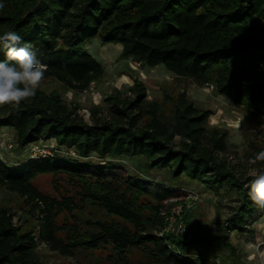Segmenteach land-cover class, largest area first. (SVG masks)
<instances>
[{
    "label": "trees",
    "instance_id": "1",
    "mask_svg": "<svg viewBox=\"0 0 264 264\" xmlns=\"http://www.w3.org/2000/svg\"><path fill=\"white\" fill-rule=\"evenodd\" d=\"M0 5V34L21 35L37 50L43 79L68 91H87L106 76L87 51L99 38L121 46L122 59L212 84L220 96L264 118V36L257 31L264 23V0H0ZM127 91L128 97L117 89L108 95L105 116L99 108L91 110V123L59 91L39 89L19 106L0 104V130L15 132L19 153L32 154L48 139L57 146L50 156L16 165L0 156V187L23 202L20 225L10 208L0 207V264H42V245L69 258L109 249L113 264H132L134 253L149 264L241 263L230 236L249 232L260 209L248 196L252 177L238 174L225 156L228 132L209 128L212 112L197 108L186 93L172 98L167 115L166 103L147 100L142 82ZM63 149L75 151L78 159L60 156ZM128 160H136L134 172ZM157 172L160 181L153 180ZM43 176L52 178L57 198L36 187ZM193 183L237 195L240 205L221 234L203 236L189 219L186 235L166 234L168 201Z\"/></svg>",
    "mask_w": 264,
    "mask_h": 264
},
{
    "label": "rangeland",
    "instance_id": "2",
    "mask_svg": "<svg viewBox=\"0 0 264 264\" xmlns=\"http://www.w3.org/2000/svg\"><path fill=\"white\" fill-rule=\"evenodd\" d=\"M257 31L264 36V23L259 22ZM87 51L99 61L105 68L106 76L98 83L92 84L89 90L68 91L64 86L54 80L42 79L39 89L50 93L59 91L63 100L72 105H78L80 114L85 121L91 123V110L99 108L102 115L108 111L106 98L113 94L115 89L122 92L123 97H128V88L133 87L136 82H142L147 88V100L165 104L166 114H170L172 98H177L181 93H186L193 104L202 110L212 112L208 121L209 128L226 130L229 134V143L226 157L238 174L250 177L248 173L256 168L264 170V162L257 165L249 164V160L255 156L257 151L264 148V118L251 115L241 106L235 105L230 100L220 96L211 85L201 86L191 80L178 79L163 68L149 69L137 66L135 60L122 59V47L113 44H103L99 38L94 39L87 45ZM214 87V85H212ZM15 132L4 128L0 130V156L4 161L19 164L27 158L38 156V153L49 152L56 149L54 141L48 139L35 148L32 154L23 155L16 150ZM60 156L70 155L78 159L75 151L67 152L63 149ZM95 157V156H94ZM93 161H97L93 158ZM130 170L136 168V160H128L125 164ZM153 180L160 181V173H153ZM38 189L51 196L58 197L52 178L40 177L36 182ZM181 195L168 201L169 211L163 213L166 217L169 231L168 235L182 237L186 234L178 232L179 225L184 224L189 230L187 219L193 222V227L198 226L203 235L222 233V226L226 225L227 219L233 213L235 207L240 205L238 197L234 193L220 191L219 193L203 190V187L193 183L189 190L180 191ZM179 202V204H176ZM22 199L0 187V207L10 208L14 214V222L21 224L20 215L23 207ZM260 209V208H259ZM89 214V212H87ZM105 218L106 215L98 213ZM249 232L244 235L231 234L230 241L240 255V264H264V209L251 220L248 226ZM168 231V229H167ZM162 235V234H159ZM221 250L220 252H222ZM111 250H103L92 254L80 253L76 258H69L51 251L46 246H40L38 256L42 264H113L109 255ZM132 264H149L142 253H134L131 258Z\"/></svg>",
    "mask_w": 264,
    "mask_h": 264
},
{
    "label": "clouds",
    "instance_id": "3",
    "mask_svg": "<svg viewBox=\"0 0 264 264\" xmlns=\"http://www.w3.org/2000/svg\"><path fill=\"white\" fill-rule=\"evenodd\" d=\"M0 54L4 57L0 59V104L19 106L34 98L45 76L37 50L16 31L9 30L0 34ZM260 162H264V150L249 160L254 166ZM248 176L252 177L246 185L249 199L254 206L264 209V170L253 168Z\"/></svg>",
    "mask_w": 264,
    "mask_h": 264
},
{
    "label": "built area",
    "instance_id": "4",
    "mask_svg": "<svg viewBox=\"0 0 264 264\" xmlns=\"http://www.w3.org/2000/svg\"><path fill=\"white\" fill-rule=\"evenodd\" d=\"M136 64H137L138 67L141 66L140 63H136ZM211 87L214 90V87L212 85H211ZM34 152H35V150H34ZM38 154L39 155L38 156H35V158H40V156L46 157V156H50L51 155V153L46 152V151L43 152V153L42 152L41 153H38ZM167 229H168V231H167ZM167 229H166V232H171V231H169L170 228L167 227ZM178 232L183 233V234H186L188 232V229H187V227L184 224H181V225H179Z\"/></svg>",
    "mask_w": 264,
    "mask_h": 264
}]
</instances>
